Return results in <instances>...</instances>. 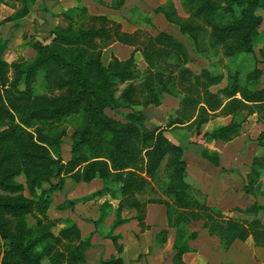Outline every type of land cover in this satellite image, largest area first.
<instances>
[{"label": "trees", "instance_id": "obj_1", "mask_svg": "<svg viewBox=\"0 0 264 264\" xmlns=\"http://www.w3.org/2000/svg\"><path fill=\"white\" fill-rule=\"evenodd\" d=\"M33 1L0 3L18 2L6 17L10 19L25 14ZM96 1L118 9L124 0ZM180 3L186 16H180L169 0L152 10L178 26L191 54L184 42L161 28L140 39L137 34L120 31L118 23L110 24L104 15H94L97 23L73 24L83 6L77 7L74 15L64 12L66 23L50 29L47 43L29 36L27 42L34 50L30 57L7 60V39L0 38V125L4 126L0 128V264H90L85 253L90 246L89 235L82 236L70 217L47 216L51 193L61 187L64 175L73 181L98 177L100 186L94 192L117 199V213L122 208L137 207L133 216L115 214L103 233L111 239L116 253L99 257L98 264H125L122 246L111 230L130 218L141 223L144 203L131 196L149 185L160 166L159 187L168 200H147L163 203L166 213L167 201L176 209L172 218L167 213L168 224L173 227L171 264H185L181 254L193 248L190 241L201 231L216 235L222 248L234 239L264 246V183L260 179L264 154L252 155L241 187L254 199L232 206L229 216L207 204L182 156L183 143L190 141L188 135L205 134L225 141L238 134L249 113L255 112L256 119L264 122V85L260 80L262 68L256 65L258 58L246 67L237 61L224 62L223 71H217L198 64L194 57L252 53L261 21L257 10L264 9V0ZM129 21L137 27H154L148 14H133ZM96 38L116 39L134 48L125 58L111 54L103 63ZM136 49L145 62L141 76L133 57ZM258 52L264 61V51ZM137 91L143 93L139 100H135ZM163 94L177 96L178 106L167 112L163 126L148 127L141 107L159 104ZM106 107L123 109L118 111L122 119L112 120L104 111ZM215 109L230 117L206 131L203 126ZM74 113H82L86 122L70 134L68 157L62 160L59 140L50 141L33 121L52 122ZM167 128H184L188 134L173 141L163 133ZM263 136L264 128L255 137L262 146ZM101 139L110 142L106 150L98 145ZM199 154L220 165L216 152L203 146ZM101 203L108 205L106 199ZM73 204L74 198H64L55 206L62 209ZM105 215L107 212L102 211L91 220L94 229ZM11 218L16 219L12 229ZM193 221H199L198 228H189ZM165 235L166 230L159 229L154 242L163 241Z\"/></svg>", "mask_w": 264, "mask_h": 264}, {"label": "crops", "instance_id": "obj_2", "mask_svg": "<svg viewBox=\"0 0 264 264\" xmlns=\"http://www.w3.org/2000/svg\"><path fill=\"white\" fill-rule=\"evenodd\" d=\"M89 1L91 0H34L30 5L29 10L25 14L10 19H6V17L13 12L15 7H17L18 2H14V5L1 2L0 3V37H5L3 36L2 31L8 29L10 30L9 35L13 37V35H16L17 32H19V30L22 29L21 25L24 24L25 26H27V28H30V32L32 33L35 32V34L32 35H34L36 38L39 39L40 37L37 36V34L41 33V35H43L44 32L47 30L45 34L47 35L48 38L47 41H49V31L55 24H57L56 23L57 17L61 15V18L64 17V23H66L67 19L65 18L64 12L68 13L69 15H74L78 11L77 7H80L82 5L87 6V3ZM166 1L167 0H124L119 8L123 7L124 5H129L127 4L129 2L130 6H133L132 8L136 7L137 10H140L139 8L142 7L150 8L152 6L163 4ZM169 1L172 2L176 12L180 16L187 15L186 12L183 13L178 12V7L179 6L182 7L180 0H169ZM99 6L104 7L106 10H108V8L104 5H99ZM257 12L261 16V21L258 25V30L260 31V28L264 24V9H258ZM52 15H54L55 17H52ZM97 15H102V13H99ZM157 18L160 21V24L162 25V27H160L161 29L170 32L171 34H173L178 38L177 34L180 35V32L176 24L166 21L160 12H157ZM48 25L51 26L45 28ZM60 25H64V24H60ZM7 38H8L7 40H9L8 36ZM96 41L100 43L101 60H102V55L104 54L105 51L108 52L109 56L111 53L116 56L114 48H116V45L118 43L126 47V49H129V51H131L134 48V45L122 43L116 39L103 41L102 39L96 38ZM255 44L256 45L252 53H245L241 55H233V56H225V57L227 58V60L229 58L231 59V57L233 58L232 62L228 61L229 63L234 64L236 61L238 63L239 60V63L244 66L251 65L254 63L253 61L251 64L245 65V63L242 62V60H245V58L249 55L255 58H259L258 57L259 55H257L256 50L262 49L264 51V42L259 44L257 40ZM133 53L134 55H136V53L141 55L138 49L134 50ZM126 56H124L123 58H125ZM108 59L109 58H107L105 61L102 60V62L106 63ZM256 65L262 68L261 75L264 74V68H263L264 66H261L258 63V61L256 62ZM261 75H260V80H261ZM261 84L264 85V82H262V80H261ZM159 105L160 103L157 105H153V107L157 109ZM148 106L151 105L148 104L144 106V108ZM217 111H218L217 109L212 111L214 114L210 115L205 125L207 126L211 120H215L217 122V119L219 120L218 123H216L215 125L212 124L213 126H209L208 129L205 128L206 126L204 125L203 128L204 130L209 131L213 127H216L228 121L230 117L229 114H219ZM143 113L146 112H144L143 110ZM247 119H252L253 120L252 123L260 127L258 132L264 128V122L256 119L255 112L247 114L245 120L242 121L241 125L245 123ZM243 129L245 131L251 130L250 128L246 129L243 126L241 132H238V134L225 141L209 138L210 142L209 143L205 142L203 145H200L199 149L204 146L209 151L216 152L219 161L221 162V160H223V158L225 157L224 152L226 151V146H228L230 142H235L234 140H236V142L242 140V137L239 138V133L240 135H244L245 133L243 132ZM184 134H186V130H184ZM187 138L189 139V136ZM261 140L262 142H264V136L262 137ZM213 142H217V145L215 147H212L214 145ZM195 151L196 153H194V156L192 158L188 159L187 157L186 169L189 171V173H191V175H193L198 179L201 189L206 194L207 204L218 209L224 216H229L231 213V207L234 205L241 206L242 203L241 199L243 198L244 194L246 195V193L244 192L243 194H240V191L242 192L243 190L241 189L236 190L234 184L236 182H239L240 185L239 188L242 187V184L245 183L246 181V172L248 171V167L252 155L263 154V152H259L260 151V147H259L257 149L259 153L256 151L257 153H254L252 155L250 154L249 160L244 161V159L241 160V158H239L238 156V152H239L238 148L237 147L235 149L231 148L230 151L232 153V156L230 160L232 166L228 167L229 169L228 170L226 168L225 169L222 168L221 164L214 165L205 158H203L199 154V150L197 151L195 149ZM186 152L184 153V157H186ZM234 153L235 155H233ZM237 171L241 172L243 177L240 176L237 173ZM67 179H69V177L67 175H64L63 181L66 182ZM260 179L264 183V174L260 176ZM76 182L78 181H75V183ZM85 182L91 183V187L86 191L93 192L99 187L98 183H100V180L98 177H92L89 181H85ZM75 185L76 187H78L77 183ZM66 189L67 188L65 187L63 188L62 190L63 193L61 192L62 197L64 196L65 198L77 197L72 194L71 189L69 190ZM82 190L84 189L82 188ZM162 198L168 200V196L166 195L164 196L162 195ZM238 200L240 203H237ZM161 204L163 203L161 202L145 203L144 214L140 224L137 221V219L130 218V220L122 222L116 225L114 228H112L111 233L117 234L116 240L122 246L121 252L123 255L124 262L128 259V257H130L133 260L132 261L133 264H171L170 257L173 252L171 246L173 240V227L167 225L168 221H167L166 206L163 204L162 207ZM48 208H47V212L49 210ZM157 210H159L158 213ZM70 213L73 212H69V215L71 216L70 218H72L79 227L80 234L82 236L89 235L90 246L88 248L91 247L94 249L97 248L95 252L97 259H99V257H107L110 254L116 253L111 239L103 235L105 231L103 229L99 230V228L97 230L94 229V225L91 221L92 219H94L93 216H87L88 218H86V216H81L74 213L71 215ZM263 218H264V214L262 216V221H264ZM103 222L104 224H106L109 223L110 221L108 222V220L106 219ZM161 228H164L166 230L165 238L163 241L154 242V237L156 235V232ZM168 229L170 230L168 231ZM190 245L193 248L184 251L181 254V258L185 264H264V246L255 245L250 242L248 243L246 241H242L239 239H234L227 247L222 248L219 245V240L216 235L208 234L206 231H201V233L196 238L190 241ZM138 253L142 254V259L136 260V256ZM89 263L92 264L91 262Z\"/></svg>", "mask_w": 264, "mask_h": 264}, {"label": "rangeland", "instance_id": "obj_3", "mask_svg": "<svg viewBox=\"0 0 264 264\" xmlns=\"http://www.w3.org/2000/svg\"><path fill=\"white\" fill-rule=\"evenodd\" d=\"M127 4L129 5H124L121 8L118 9H109L106 10L104 7H101L96 0H91L87 3L86 5H82L84 10H82V12H80L79 14L81 16H79V18H77L76 20H73V24L76 23H81L83 25H87L90 23H97L98 20H96L94 18V15H97L99 13H102V15L105 16L106 21L110 22V24L113 25V23H118V25L116 26V28H118L120 31H125L128 34H137L138 37L141 39L143 37H145L146 35H151L155 32L156 28H160L162 27V25L160 24V21L157 18V12H154L152 10V7L147 8V7H142L139 8L140 10H137L136 7L132 8L133 6H130V3L128 2ZM139 11V12H138ZM178 12L183 13L186 12L183 7H178ZM133 14H137L139 16H142L144 14H148L150 15V17L152 18L154 27L151 26H144V27H137L135 24H133L132 22L129 21V19L131 18V16ZM60 15V14H59ZM57 16V15H56ZM64 16V15H63ZM52 17H55L54 15H52ZM51 17V18H52ZM56 19V18H55ZM57 24H65L64 23V17L61 18V15L57 17ZM52 21V20H51ZM105 21V20H104ZM112 22V23H111ZM55 23V22H54ZM22 29L19 30V32H17L16 35H13V37H11V35H9L10 30H3L2 34L5 37H0V38H7V36L9 37V40H7L6 42V48L4 50V57L7 60H14V59H21V58H27L33 55L34 50L33 48L30 46V44L27 42L29 41V38H27L28 36H33L34 38H36L34 35L35 34L30 32V28H27V26H25L24 24L21 25ZM51 25L46 26L45 28L49 27ZM7 29V28H4ZM47 31V30H46ZM46 31L44 32L43 35L37 34V36L40 37L36 38L41 40L42 42L47 43V35L45 34ZM261 31V32H260ZM260 33H259V37H258V43L261 44L264 42V24L263 26L260 28ZM178 38H180V40L182 42L185 43V45L187 46V48L190 51L191 54V48L188 45L185 37L183 34L180 33L177 34ZM256 50V49H255ZM114 51L116 53V56L119 58H123L124 56L128 55V53L130 52L129 49H126V47L122 46L121 44H117L116 48H114ZM257 55H259L258 50H256ZM112 54V53H111ZM110 54V56H111ZM134 55V53H133ZM109 54L107 51L104 52V54L102 55V60L105 61L107 58H110ZM134 57V61L136 64V68H137V75L141 76V74L143 75V70L145 68V62L142 58V56L138 53H136V55L133 56ZM197 63L198 64H202L204 66H207L208 68H212V70H217V71H223L224 68V64L226 62H232L233 58L231 57V59L229 58L227 60V58L225 56H208V57H199V56H194ZM260 58V55L258 56ZM258 58V63L261 66H264V61L260 60ZM218 61L217 65L215 64ZM253 62H255V57L252 56H247L245 58V60H242V62L246 64H251ZM225 62V63H224ZM239 62V60H238ZM257 62V61H256ZM249 66V65H246ZM244 65L241 64V67H246ZM264 68V67H263ZM243 69V68H241ZM241 74H243V70H241ZM261 80L262 82H264V74L261 75ZM143 96V93L140 91H137L135 93V100H139L141 99ZM134 106L138 107L140 106L139 104H135ZM178 106V97L177 96H173V95H168V94H163L161 96V100H160V105L156 108L153 107V105L145 107L142 106L141 110L143 109L145 118H144V122L145 125L148 127H152L155 125H159V126H163L167 116L169 115L167 112H173L174 108ZM123 109H117L113 110V109H109V108H104V111L106 112V114L109 115V117L112 120H121L122 116L120 115V113L118 111H121ZM142 110V111H143ZM16 118H18L17 115H15ZM218 119L217 122L215 120H211L208 125L206 126L205 124V128H209V126H213L212 124H216L218 123ZM86 122V118L84 117V115L82 113H74V114H70L67 115L65 117H62L59 120L56 121H52V122H48V121H40V120H34L33 121V125H39L41 128V131L44 132L45 134H48L49 136V140L52 141L54 138H57L60 142L59 146H60V156L63 160H65V158L68 157V150H69V143H70V134L76 130H80L82 129L84 123ZM252 119H247L245 121V123H243L241 125V130L239 129V132L242 131V128L244 126V128L248 129L250 128L251 130L245 131L243 129V132L245 133H241L244 135H240L239 133V138L242 137L241 141H237L234 140L235 142H230L228 144V146H226V151L225 153V157L223 158V160H221L220 164L222 168H226L228 169V167H231V156L232 153L230 151V149H235L236 147L238 148L239 152H238V156L239 158L244 159V161H248L250 154H254L257 153V149L260 147V151L259 152H263L264 154V146H261L258 144L257 139L255 138L256 135L258 134V130L260 129V127H258V125H254ZM4 126L0 125V128H3ZM204 128V126H203ZM184 128H176V129H172V128H167L163 130V133L169 137L171 140L175 141V140H181L183 138H185V135H187L188 133L186 132V134H184ZM174 131V133H173ZM183 133V134H182ZM199 135V136H198ZM190 141L187 143H183L184 144V150H183V158L185 159V161L189 158H192L194 156V153H196L195 149L198 151L199 150V146L203 145L205 142L209 143L210 139L208 136H206L205 134L201 135V134H197L195 136L192 135H188ZM199 138H198V137ZM188 139V140H189ZM214 144V145H213ZM213 146L215 147L217 145V142H213ZM98 145H100L103 150H106L109 146H110V142L106 141L105 139H101L98 142ZM187 151V152H186ZM257 151V152H256ZM186 152V157H184V153ZM258 152V153H259ZM231 153V154H230ZM235 155V153L233 154ZM102 158V157H99ZM161 166L158 169L156 175L151 178L149 180V185L146 186V188L136 194H132L131 197L136 198L139 201H143L144 205L145 203L148 202H152V201H148L147 199L149 198H162V195L164 196V194H162L160 187H159V180L161 179ZM187 170V169H186ZM229 170V169H228ZM234 171V170H232ZM188 174L195 178L198 182V185L200 187V183L198 181V179L196 177H194L193 175H191V173H189V171L187 170ZM237 173L242 176V173L237 171ZM243 177V176H242ZM21 176H18V179H21ZM78 185V187H76V184ZM71 180L70 178L66 180V182L62 181L61 183V187L56 191L54 190L51 193V201H50V206H49V210L47 212V216L48 217H54V216H67V217H71L69 215V212H73L74 214H78L81 216H86V218H88L87 216H93L94 218H96L98 216V214H101L102 211L107 212V215L104 216V220H108V222H111V219L113 218V216L115 214H119L120 216H133L134 214H136L138 212L137 207H132V208H122L121 210H119V212L117 213L115 210V205L117 202V199L109 197L108 195L104 194V195H98L97 193L93 192H87L86 190L89 189L91 187V183H87L85 181H78L76 182ZM98 185L100 186V183H98ZM235 189H241L239 188V182H236L234 184ZM67 188L66 190L71 189L72 190V194L77 196V197H72L74 198V204H73V208L72 207H64L62 209H58L56 208V204L61 202L64 198L61 195V192L63 193V188ZM82 188L84 190H82ZM201 189V187H200ZM61 190V191H60ZM202 190V189H201ZM86 191V192H85ZM203 191V190H202ZM25 192V191H24ZM204 192V191H203ZM81 194V195H80ZM240 194H243V191H240ZM206 195V194H205ZM161 196V197H160ZM90 199V200H89ZM106 199L108 202L107 206H103L102 205V200ZM241 199V198H238ZM254 199V197L248 193V194H244L241 203V206L250 203L252 200ZM257 199H262L261 197H258ZM168 206H167V213L169 218H172L176 212L175 207H173L172 205H170V202L167 201ZM207 202V201H206ZM237 203H240L239 200ZM161 206L163 207V204H161ZM141 208V207H139ZM162 210V209H161ZM159 212V210H157V213ZM73 213H70L71 215ZM155 213V211H154ZM231 214V213H230ZM234 214V213H233ZM14 218L10 219V228L12 229L15 223ZM130 220V219H129ZM264 220V218H263ZM101 222L98 224V228L99 230L103 229L105 232L107 231L108 227H109V223L104 224V222ZM132 222V220H131ZM129 222V223H131ZM104 226H103V225ZM167 225L169 226L168 222ZM59 224H57L56 226H54L53 230L56 231L58 228ZM199 226V221H193L189 224V228L190 229H196ZM170 229H168L169 231ZM97 248H88L86 250V259L88 262H91L92 264H97L98 259L96 258V252ZM142 259V254L138 253L136 256V260ZM132 258L128 257V259L125 261V264H133L132 263Z\"/></svg>", "mask_w": 264, "mask_h": 264}]
</instances>
